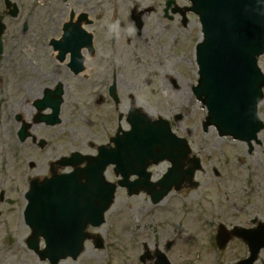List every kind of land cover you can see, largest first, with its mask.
<instances>
[{
    "label": "rangeland",
    "instance_id": "rangeland-1",
    "mask_svg": "<svg viewBox=\"0 0 264 264\" xmlns=\"http://www.w3.org/2000/svg\"><path fill=\"white\" fill-rule=\"evenodd\" d=\"M174 1L181 9L189 6L187 0ZM17 2L20 15L6 18L0 37V264H47L25 243L30 233L23 221L28 179L42 177L48 163L60 155L91 152L88 143L104 142L117 124L125 126L124 118L118 123L108 97L112 83L119 113H125L132 98L137 108L167 119L176 134L189 140L202 162L195 176L199 186L171 192L156 206L142 194L129 198L118 190L105 224L92 230L103 236L104 247L96 250L88 241L75 261L63 264H141L143 244L164 251L167 241L172 242L167 252L171 264H229L244 257L245 246L238 240L222 252L209 244L220 224L249 225L256 216L264 217V129L251 152L245 142L220 138L214 128L202 131L206 110L191 93L197 81L194 46L201 38L197 17L186 13L184 24L170 10L172 17H165L166 0H97L98 14L86 27L93 35L94 54H85V71L74 76L50 58L46 44L59 35L55 29L61 18L34 17L29 0ZM134 11L142 12L139 34L131 19ZM23 23L29 24L27 30L21 28ZM259 66L264 72V55ZM58 83L64 90L60 123L38 125L43 115L32 116L33 109H38L45 89L53 90ZM258 111L264 121V100ZM176 115L181 119L175 121ZM18 116L36 123L31 132L46 140L42 148L30 138L17 139ZM165 168L161 164L153 172L161 174ZM18 226L22 230L17 231ZM259 258L264 259V248Z\"/></svg>",
    "mask_w": 264,
    "mask_h": 264
},
{
    "label": "water",
    "instance_id": "water-1",
    "mask_svg": "<svg viewBox=\"0 0 264 264\" xmlns=\"http://www.w3.org/2000/svg\"><path fill=\"white\" fill-rule=\"evenodd\" d=\"M190 1L192 6L188 10L198 15L203 33L202 42L196 46L199 80L194 93L208 110L204 124L214 125L220 135H231L234 139L249 142L263 126L257 118L256 105L263 97L264 88V76L257 66V57L264 48V0ZM58 43L61 50L71 52L70 67L77 73L82 62L79 50L82 46L91 48V36L81 30L65 28ZM58 94H61L60 89ZM57 102L60 103L61 99L53 102L52 113L43 117L47 124L59 122ZM128 121L136 130L121 137L123 155L101 148L98 157L89 159V167L82 173L31 185L33 193L29 195L26 215L34 229L33 238L40 235L46 241V248L39 253L41 259L48 258L51 264H57L67 255L76 257L83 241L82 228L88 223L82 217L90 208L99 212V220L94 225L103 221L101 213L111 204L115 190L102 179L101 172L107 163L116 164V170L124 177L120 184L126 185L129 171H139L146 158L156 157L161 152L158 147L170 144V140L174 144L182 141L170 133L163 121L153 124L158 125L157 128L146 126L150 120L145 115H137L134 110L129 112ZM25 135L24 131L20 132L21 139ZM155 141L159 143L152 144ZM75 156L78 162L84 159ZM178 156L177 149L172 148L165 151L164 157L174 160ZM158 159L162 157L158 155L154 161ZM95 168L100 171L97 180ZM81 178L85 179V184L80 183ZM103 186H110L106 187L109 188V202L100 203ZM77 224L81 226L79 249L68 253L66 250L71 245L76 246L73 228Z\"/></svg>",
    "mask_w": 264,
    "mask_h": 264
},
{
    "label": "flooded vegetation",
    "instance_id": "flooded-vegetation-1",
    "mask_svg": "<svg viewBox=\"0 0 264 264\" xmlns=\"http://www.w3.org/2000/svg\"><path fill=\"white\" fill-rule=\"evenodd\" d=\"M0 0V15L9 16L10 13L15 11L16 4L12 2L14 0ZM38 1V0H37ZM65 0H43L42 4L37 5V9L35 11V16L38 15H56V16H64V14L69 15L72 13L79 14L84 13L89 16L92 12L97 10L96 5H94L93 0H72L75 3L76 8H71L66 13V6L64 5ZM41 5L44 7L43 10H49L46 12H41ZM65 15V16H66Z\"/></svg>",
    "mask_w": 264,
    "mask_h": 264
},
{
    "label": "bare ground",
    "instance_id": "bare-ground-1",
    "mask_svg": "<svg viewBox=\"0 0 264 264\" xmlns=\"http://www.w3.org/2000/svg\"><path fill=\"white\" fill-rule=\"evenodd\" d=\"M83 55H84V52H83ZM20 230H22V227L17 228V231H20Z\"/></svg>",
    "mask_w": 264,
    "mask_h": 264
}]
</instances>
